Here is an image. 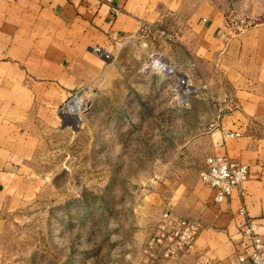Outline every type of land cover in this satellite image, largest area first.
Returning a JSON list of instances; mask_svg holds the SVG:
<instances>
[{"label":"rangeland","instance_id":"374dc122","mask_svg":"<svg viewBox=\"0 0 264 264\" xmlns=\"http://www.w3.org/2000/svg\"><path fill=\"white\" fill-rule=\"evenodd\" d=\"M209 1L226 39L264 24V0ZM179 29L170 21L141 26L132 41L95 50L101 67L58 108V121L34 122L38 146L17 188L7 189L0 219L1 264L180 260L185 252L167 255L157 238L168 229L165 214L201 228L211 191L198 174L228 93L208 87L177 43ZM75 95L86 109L68 123L63 112Z\"/></svg>","mask_w":264,"mask_h":264},{"label":"crops","instance_id":"0c3cea01","mask_svg":"<svg viewBox=\"0 0 264 264\" xmlns=\"http://www.w3.org/2000/svg\"><path fill=\"white\" fill-rule=\"evenodd\" d=\"M166 21L180 27L177 43L208 87L228 93L218 104L211 155L249 167L241 194L214 204L210 193L195 242L175 264H238L241 208L264 243V24L226 39L209 0H0V219L38 146L34 122L58 121V108L101 67L95 50L111 51L141 26Z\"/></svg>","mask_w":264,"mask_h":264},{"label":"built area","instance_id":"2783aa9c","mask_svg":"<svg viewBox=\"0 0 264 264\" xmlns=\"http://www.w3.org/2000/svg\"><path fill=\"white\" fill-rule=\"evenodd\" d=\"M223 135L236 138L240 133ZM198 176L202 184L210 189L213 203L221 204L233 194H241L243 184L249 178V167L223 155H212L205 160ZM239 215L243 217V223L239 231L241 242L235 250L238 264H264V243L257 232L255 221L248 216L244 208L239 210ZM164 216L168 229L160 232L157 241L164 240L168 244L167 255L174 256L192 248L199 232V225L186 220L174 222L167 214Z\"/></svg>","mask_w":264,"mask_h":264},{"label":"bare ground","instance_id":"6f19581e","mask_svg":"<svg viewBox=\"0 0 264 264\" xmlns=\"http://www.w3.org/2000/svg\"><path fill=\"white\" fill-rule=\"evenodd\" d=\"M85 109L86 107L83 105L81 98L78 95H75L69 103V111L63 112V115L68 123H71L76 120L80 116V113H82Z\"/></svg>","mask_w":264,"mask_h":264}]
</instances>
